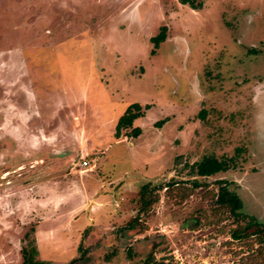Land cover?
I'll list each match as a JSON object with an SVG mask.
<instances>
[{
	"label": "rangeland",
	"instance_id": "obj_1",
	"mask_svg": "<svg viewBox=\"0 0 264 264\" xmlns=\"http://www.w3.org/2000/svg\"><path fill=\"white\" fill-rule=\"evenodd\" d=\"M194 3L0 0V264H264V0Z\"/></svg>",
	"mask_w": 264,
	"mask_h": 264
},
{
	"label": "trees",
	"instance_id": "obj_2",
	"mask_svg": "<svg viewBox=\"0 0 264 264\" xmlns=\"http://www.w3.org/2000/svg\"><path fill=\"white\" fill-rule=\"evenodd\" d=\"M184 5H195L196 0H181ZM198 5V4H197ZM167 40V28L163 27L160 31V33L151 39V42H153L155 45V50L159 48L160 44L165 42ZM156 51H153L152 54L154 55ZM150 106H146L145 110H148ZM145 115V111L143 107L138 104H132L130 105L124 115L119 119L117 126H116V132H115V137L119 139L122 135V130L127 129V128H132L133 123L135 120L143 117ZM133 130V135L138 137L141 133L142 130L140 128H132ZM199 171L198 173L201 176H214L219 172L227 171L229 166L224 161H219L217 159H207L204 160L202 163L198 165ZM225 184V182L223 183ZM146 187L142 191V198H145L146 194ZM218 202L222 206H227L230 209V212L236 216L237 218H244L246 220V224L242 226V230H236L234 231L231 235L233 239L239 240L242 238V233L248 232L250 229L253 228H259V224L257 223L256 219L253 216H246L244 217L243 214L241 213V205H242V200L240 197L236 194H233L230 192L225 186L220 187L219 189V196H218ZM153 202L149 203L151 205ZM148 205V202L147 204ZM257 231H260L259 229ZM247 235V234H246ZM38 256V249L37 246L31 245L30 248H24L23 249V263L22 264H44V262L37 260ZM77 260H73L70 264L76 263ZM142 264H167L165 262H158L156 261L153 257L148 258L144 263Z\"/></svg>",
	"mask_w": 264,
	"mask_h": 264
},
{
	"label": "flooded vegetation",
	"instance_id": "obj_3",
	"mask_svg": "<svg viewBox=\"0 0 264 264\" xmlns=\"http://www.w3.org/2000/svg\"><path fill=\"white\" fill-rule=\"evenodd\" d=\"M115 132H116V129H115ZM207 160V159H206ZM203 162V161H202ZM202 162H200V163H202ZM199 163V164H200ZM199 164H197V166H196V168H197V175L199 176V177H206V178H210V177H212V176H201L199 173H198V171H199V168H198V165ZM228 171V170H227ZM227 171H223V172H219V173H217V174H220V173H224V172H227ZM216 174V175H217ZM215 176V175H214ZM224 182H220V184H222V185H225V187H226V182H225V184H223ZM171 184V183H170ZM178 186L179 185V183H176V182H173V184H171V185H169V186ZM222 185L220 186V187H222ZM169 186H166L165 188H166V190H168L170 187ZM220 187H219V189H220ZM227 188V187H226ZM228 189V188H227ZM230 191V190H229ZM231 192V191H230ZM234 194V193H233ZM38 249V248H37ZM38 253H39V250H38Z\"/></svg>",
	"mask_w": 264,
	"mask_h": 264
},
{
	"label": "crops",
	"instance_id": "obj_4",
	"mask_svg": "<svg viewBox=\"0 0 264 264\" xmlns=\"http://www.w3.org/2000/svg\"><path fill=\"white\" fill-rule=\"evenodd\" d=\"M89 148H90V147H89ZM90 169H91V168L87 169V171H90ZM87 187H88V189H87V193L85 194V196L88 197L89 200H90V199L93 197L94 194L90 192V189H91L92 187L90 188V185H87ZM88 190H89V191H88ZM75 215H77V214H75ZM75 215H74V216H75ZM93 220H95V219H89L90 223H91V221H93ZM90 225H92V224H90Z\"/></svg>",
	"mask_w": 264,
	"mask_h": 264
},
{
	"label": "built area",
	"instance_id": "obj_5",
	"mask_svg": "<svg viewBox=\"0 0 264 264\" xmlns=\"http://www.w3.org/2000/svg\"><path fill=\"white\" fill-rule=\"evenodd\" d=\"M80 166H81V168H84L87 170L91 167V162H89L87 160H83V162H81Z\"/></svg>",
	"mask_w": 264,
	"mask_h": 264
}]
</instances>
